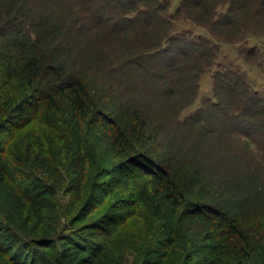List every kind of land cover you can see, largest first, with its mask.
Segmentation results:
<instances>
[{"label":"trees","instance_id":"obj_1","mask_svg":"<svg viewBox=\"0 0 264 264\" xmlns=\"http://www.w3.org/2000/svg\"><path fill=\"white\" fill-rule=\"evenodd\" d=\"M258 34L264 0H0V264H264V91L217 63Z\"/></svg>","mask_w":264,"mask_h":264},{"label":"rangeland","instance_id":"obj_2","mask_svg":"<svg viewBox=\"0 0 264 264\" xmlns=\"http://www.w3.org/2000/svg\"><path fill=\"white\" fill-rule=\"evenodd\" d=\"M168 1L171 4V10L174 9L176 5V0H164ZM174 29L178 33H186V34H203L202 28L203 26L197 24L195 21L190 19H182L181 17L177 19L174 23ZM262 35L258 34L257 36L250 35L247 39V46L250 44H255L259 46L261 49L258 53H261L255 61H246L239 54L238 49L241 46L239 42H232L229 44V41L225 40L224 44H219V53H218V61L217 63L228 66L231 68L238 69L243 75L247 78V80L251 83L252 87L259 92L264 91V39H262ZM113 39H115L113 37ZM245 44V43H244ZM218 67L217 64L212 67V69ZM211 95V77L210 73H206L200 81V87L198 91V95L193 104L187 108H185L181 117L189 114L197 108L198 103L207 96ZM229 170H234L233 165H225ZM227 169V170H228Z\"/></svg>","mask_w":264,"mask_h":264}]
</instances>
